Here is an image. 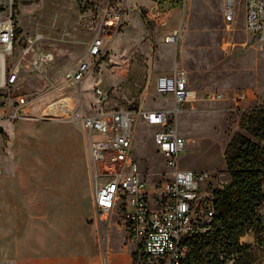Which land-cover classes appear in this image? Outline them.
Segmentation results:
<instances>
[{
    "label": "rangeland",
    "instance_id": "374dc122",
    "mask_svg": "<svg viewBox=\"0 0 264 264\" xmlns=\"http://www.w3.org/2000/svg\"><path fill=\"white\" fill-rule=\"evenodd\" d=\"M94 1L102 3L105 0ZM150 1L152 8L136 5L134 8L141 11V16L137 11L118 32L108 30L112 37L105 40V66L95 67L85 86V81L73 86L61 77L65 70L73 69L86 57L94 37V32L84 28L80 20L81 0H22L18 3L17 38L24 40L41 32L45 35L44 47L54 52L56 61L50 73L52 81L27 76L15 91V95L22 94L34 101L28 114L34 118L1 125L0 255L3 259L17 258L15 248L19 245L24 248L43 242L60 244L65 256L85 253L91 251V245L95 246V250L103 249L105 264L113 253V264H126L129 256L133 260L134 255L139 256L141 247L127 240L118 214L108 217L93 213L89 135L79 123L55 113L62 100L67 101L69 107L82 108L84 102V108H87V95L90 104H95V86L107 94L105 104L108 109L172 107L171 97H161L155 90V82L148 83L149 70L158 67L164 37L171 31L169 25L181 29L179 42L174 46L177 67L187 72L189 89L199 98L186 104L184 107L189 111L179 115L180 135L188 141L186 150L180 155V167L213 174L212 188H218L221 179L230 178L226 169V148L234 136L249 137V116L254 108L264 106V41L246 32L244 0H235V20L229 24L224 21L223 0H187L186 3L177 0L179 4L164 9L165 13L158 11L155 0ZM175 5H180L179 9L173 10ZM152 10L154 14L149 15ZM109 82L111 85L105 87L104 84ZM236 90L252 91L258 99L238 105L229 99L202 100L207 92H222L229 97ZM4 93L0 90V102ZM65 94L72 95V100L69 96L59 100ZM25 121L34 123L26 129L28 135L20 155H14L15 151L10 149L5 158L13 134L19 132L18 125ZM156 130V127L138 121L134 126L133 141V154L141 170L154 183L168 177L169 171L153 140ZM23 173L27 181L36 182L32 193L47 211H54L52 190L63 188L64 200L65 185L72 179L68 196L73 204L68 210L83 215L78 219L77 227L55 231L46 228L47 231L34 234H26L24 228L17 229L14 219L6 212L12 202L22 206V198L31 192L20 187ZM132 210L128 206V211ZM96 222L100 227L94 226ZM71 243L78 244L82 251L70 249Z\"/></svg>",
    "mask_w": 264,
    "mask_h": 264
},
{
    "label": "built area",
    "instance_id": "2783aa9c",
    "mask_svg": "<svg viewBox=\"0 0 264 264\" xmlns=\"http://www.w3.org/2000/svg\"><path fill=\"white\" fill-rule=\"evenodd\" d=\"M22 0H0V129L3 122L34 118L29 110L34 101L22 94L15 95L27 76L52 81L55 54L44 47L45 35L36 32L24 40L17 38V5ZM157 6L171 9L177 0H155ZM187 0H184L186 3ZM246 32L264 41V0H244ZM80 20L93 27L87 55L79 65L64 73L69 85L83 83L91 70L104 58V39L108 30H120L127 20L128 8L123 0H81ZM235 0H223V17L227 24L235 20ZM181 29L164 38L165 43L177 45ZM155 90L161 97L170 96L169 108L138 110H106L107 94L94 87L98 100L96 110L85 114L80 106H65L57 116L82 125L89 135V155L94 185V206L97 216L119 215L129 242L140 245L139 264H183L192 245L189 239L207 234L216 213V193L224 190L231 179H221L218 188H212L214 175L180 167V155L188 141L179 132V115L189 111L186 104L196 101L198 94L189 89L187 72L181 68L155 80ZM248 104L258 97L248 90H236L229 97L211 91L202 96L204 101H224ZM264 99V98H263ZM264 101V100H263ZM253 112H263L257 106ZM144 121L157 128L153 135L157 151L164 157L168 177L154 183L140 168L133 154L134 126ZM264 143V142H263ZM1 174V170H0ZM230 177V176H229ZM132 207V212L128 211ZM256 213L259 226L239 239V246L221 255L225 264H264V198Z\"/></svg>",
    "mask_w": 264,
    "mask_h": 264
},
{
    "label": "crops",
    "instance_id": "0c3cea01",
    "mask_svg": "<svg viewBox=\"0 0 264 264\" xmlns=\"http://www.w3.org/2000/svg\"><path fill=\"white\" fill-rule=\"evenodd\" d=\"M123 1L128 8L127 19L131 18L132 15H135L137 11L139 12V15L141 16V13H140L141 11L134 8L136 5L142 6L145 8H152V2L150 0H123ZM179 7L180 5H175L173 10L179 9ZM157 9L159 12L161 11L165 13L164 9H167V7L164 5L157 6ZM176 13L177 12H174V14ZM153 14H154L153 10L149 12V15H153ZM169 26H170L169 28L171 29V31L168 34L178 29V28H174L172 25H169ZM83 27L89 28L90 31L93 32V28H91L88 24L83 23ZM110 37H112V35L106 36L104 39L105 52H107V48L105 49L106 47L105 40ZM174 46L176 45L168 44V43H165L164 41V44L162 45L163 51L160 52L159 58L157 59V61H159L158 67L155 70H152V68L149 70L148 83L154 84L158 76L169 74L174 69L178 68L177 62H176L177 55L176 53H174V50H175ZM55 61H56V58H55ZM79 63L76 65V67L79 65ZM97 66L98 67L105 66V61L102 59L97 64ZM159 66L160 67L163 66V69H159ZM76 67H74L73 69H75ZM114 68H118V66H115ZM68 70H72V69H68ZM68 70H65L62 73V76H61L62 79H63L64 73ZM94 70H95V67L91 70V72L85 78L84 86L85 84H88V79H89L88 77L93 74ZM31 77H34V76H31ZM142 78L141 79L144 82L146 78V72L143 73ZM24 81L25 79L21 83H23ZM110 85H111L110 82L104 84L105 87L110 86ZM93 91H94V88H93ZM67 96H69L70 99L72 100L73 97H71L72 95L70 94L68 95L65 94L64 96L60 97L59 100L63 98L66 99ZM85 100H86L87 108H84V102H83L82 108H81L82 111L85 114L93 113L96 110V105L98 103L97 98L95 99L96 100L95 104H90L89 99L87 98V95H86ZM33 107L34 106H32L31 109ZM33 123L34 122L25 121V122H21L18 125L19 132L17 134H13L14 136L12 137L11 143H9V148L7 149V153L5 154V158L8 157L9 155L8 153H10V149L15 151L14 155L16 156L20 155L21 153L20 150L21 148H23V145H24L23 144L24 139L26 140L27 138L26 136L28 135V131L26 129ZM82 129L84 130L83 127ZM88 153H89V149H88ZM15 158L16 157H14V159ZM89 161H90V155H89ZM90 167H91V161H90ZM91 173H92V168H91ZM21 176L22 178L21 180H19L21 189L24 190L25 188H28L29 190H31V192H29L26 196L22 198V206H19L18 202H12L10 204V207H11L10 210L6 212L10 215V217L14 219L15 225H17L16 227L17 229L24 228V229H27L26 234H34V233L42 232L46 230V228L52 229L55 231L63 227L65 228L77 227L79 223L78 219L83 218V215L79 216L77 211L68 210V206L72 208V204H73L72 201L70 200V197L68 196V187L70 190L73 184L72 179H70V181L65 185V190H64L65 199L64 200L62 197L63 188L55 187L52 190V193L54 195V198L52 201V208L54 211H50V210L47 211L42 208L40 200L36 197V195H33L32 193V190L35 189L34 184L36 182L27 181L24 173L21 174ZM91 185L93 186V191H92V196H93L92 202H93L94 201V185L92 181V174H91ZM75 187H76V184H75ZM75 207L77 209V206ZM62 208H64L65 210L63 211ZM50 212H53L54 214L50 215ZM93 213L95 216L97 215L95 210H93ZM95 225L98 226L99 223L96 222L94 223V226ZM61 247L62 246L56 242H52V243L43 242V243H39L38 245H31V246L26 245L24 248H20V245H19L18 247L15 248V254H17L18 257L15 259L13 258V259L8 260V259H3L0 255V264H102L104 263L102 260L103 249H101L100 251L95 250L96 249L95 246L93 247L91 245V249H90L91 251H87L81 254L79 253L70 254L66 256L65 254L61 252V249H62ZM68 247H70V249L72 250L82 251V248H79L80 246L76 243L75 244L71 243L68 245ZM113 258H114V253L112 254V258L109 259L106 264H113L115 262ZM126 264H133V258L131 256H129V259L127 258Z\"/></svg>",
    "mask_w": 264,
    "mask_h": 264
},
{
    "label": "trees",
    "instance_id": "16d2710c",
    "mask_svg": "<svg viewBox=\"0 0 264 264\" xmlns=\"http://www.w3.org/2000/svg\"><path fill=\"white\" fill-rule=\"evenodd\" d=\"M106 105V110H119L108 109ZM248 124L249 137L234 136L226 148V169L231 183L216 193L211 230L189 239L192 248L183 264H225L221 255L235 247L241 250L239 239L249 230L258 229L256 208L264 198V113L253 112ZM139 261L134 255L133 264Z\"/></svg>",
    "mask_w": 264,
    "mask_h": 264
},
{
    "label": "bare ground",
    "instance_id": "6f19581e",
    "mask_svg": "<svg viewBox=\"0 0 264 264\" xmlns=\"http://www.w3.org/2000/svg\"><path fill=\"white\" fill-rule=\"evenodd\" d=\"M63 111L69 112V110H65V106H60L59 109L57 110V113H61Z\"/></svg>",
    "mask_w": 264,
    "mask_h": 264
}]
</instances>
